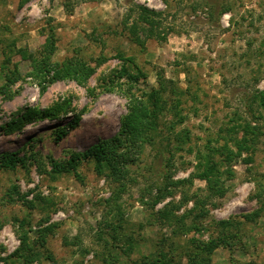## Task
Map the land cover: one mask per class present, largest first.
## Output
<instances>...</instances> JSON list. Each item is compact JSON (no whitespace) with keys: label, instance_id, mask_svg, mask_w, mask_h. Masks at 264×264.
Returning <instances> with one entry per match:
<instances>
[{"label":"rangeland","instance_id":"1","mask_svg":"<svg viewBox=\"0 0 264 264\" xmlns=\"http://www.w3.org/2000/svg\"><path fill=\"white\" fill-rule=\"evenodd\" d=\"M129 1L0 0V126L27 106L59 104L54 117L0 130V155L23 161L0 169V264H24L22 238L42 241L54 259L34 245L40 256L31 264H264V109L256 105L264 93V0H132L161 12L155 33L165 38L142 44L123 28ZM42 53L95 69L83 84L60 80L40 92L28 72L29 55ZM8 66L19 74L12 83ZM160 78L184 92L165 93L179 97L184 117L166 116L177 137L165 198L153 204L164 179L160 147L146 146L124 178L91 160L75 172L51 171L50 159L115 134L130 95ZM237 141L246 149L220 166L232 176L210 197L198 176L202 161H224L212 148L237 151Z\"/></svg>","mask_w":264,"mask_h":264},{"label":"trees","instance_id":"2","mask_svg":"<svg viewBox=\"0 0 264 264\" xmlns=\"http://www.w3.org/2000/svg\"><path fill=\"white\" fill-rule=\"evenodd\" d=\"M129 2L130 13L127 14L122 23L124 30L130 35V40L142 44L144 38L153 37L156 34L161 39H164V35H159V32L155 33L161 12L136 3L133 4L131 3L132 0ZM224 12H226L225 7H221L218 15L220 16ZM132 16L133 18L131 19ZM51 49L52 46H48L45 50L50 51ZM29 59L31 68L28 74L37 81L40 92H44L49 84L60 80H74L79 84H83L95 69L94 66L73 57L65 58L61 61H51L49 55L42 53L40 57L30 54ZM6 64H9V59L7 58ZM7 68L5 78L8 83H12L19 78V74L16 69H9V66ZM129 78L135 79L134 75H129ZM167 91L176 96L184 93L183 91H179L178 86L172 80L166 81L162 78L157 80L156 87H151L148 91H143L139 95L132 93L128 98L127 112L122 117L120 127L115 134L100 137L86 149L78 150L68 158L62 160L50 159L51 171L53 173L75 172L80 163L91 160L98 169H106L115 178H124L127 166L135 162L137 155L143 152L146 146L154 149H159L158 147H160L164 155L159 151L157 157L160 160H164L165 164L163 165L164 171H160L159 176L161 178L164 176V179L161 183L162 186L156 189L157 193L153 199V204L160 202L168 194L167 192H161V190H164L161 188L168 186L169 176L164 174L168 172L174 156L173 147L171 146L172 137H177V134L174 132L176 122L175 124L167 123L166 116L169 115L172 119H177V123H180L184 118L180 111L181 107H179V97L171 101L165 96ZM256 96L257 94H254L252 98L257 100ZM258 98L259 101L256 105L264 109V93H261ZM250 101L247 114L254 116L252 105L255 101ZM58 105L52 110L27 106L19 113L12 114L11 118L4 125L0 126V130L8 134L20 130L25 124L36 119L54 117L59 110ZM249 125V123H245L244 126L245 128H249ZM234 144L239 146L241 142L237 141ZM243 149H246V146L240 145L237 151H233L227 144H224L212 148V151L225 155L224 161H214L211 154L205 156V159L202 161L203 172L198 176L206 181L210 197L220 196L225 192L224 183L226 179L231 178L232 170L226 168V170L219 171V168L222 165H229L233 157H240L241 150ZM22 162V159L17 156L16 152H6L0 155V169H14L18 164H22ZM178 182L171 183L176 184ZM165 216L169 218L167 214ZM224 222L220 221L219 223L223 224ZM34 245L45 253L46 259L50 261L54 260L42 241L38 244H30L27 243L25 238H22L19 249L24 251L25 255L21 254L24 264H31L34 260H38L40 251L34 254Z\"/></svg>","mask_w":264,"mask_h":264}]
</instances>
